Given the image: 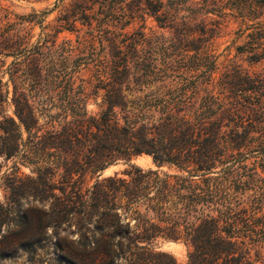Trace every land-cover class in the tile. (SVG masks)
<instances>
[{
    "label": "trees",
    "instance_id": "obj_1",
    "mask_svg": "<svg viewBox=\"0 0 264 264\" xmlns=\"http://www.w3.org/2000/svg\"><path fill=\"white\" fill-rule=\"evenodd\" d=\"M88 1L98 8L79 4L58 26L79 19L86 25L63 50L74 70L46 90L40 56L59 49L55 35L30 42L36 13L11 18L0 7L7 23L1 35L14 57L10 99L8 87L6 95L0 88V155L35 173L26 196L36 200L22 211L4 202L0 218L18 214L20 244L46 264H264V71L218 67L212 28L199 16L224 15L223 1L172 8L147 0L159 26L170 29L151 36L123 33L119 25L133 12L111 8L114 0ZM157 44L161 67L147 55L158 53ZM247 49L251 62L263 55ZM82 66L93 71V94L103 90L96 113L87 108L85 83L75 84ZM21 73L30 88L21 85ZM27 90L48 101L61 96L44 125ZM142 153L156 168L132 163ZM119 162L129 166L127 177H99ZM88 174L95 179L84 187ZM160 240L181 243L183 260Z\"/></svg>",
    "mask_w": 264,
    "mask_h": 264
},
{
    "label": "rangeland",
    "instance_id": "obj_2",
    "mask_svg": "<svg viewBox=\"0 0 264 264\" xmlns=\"http://www.w3.org/2000/svg\"><path fill=\"white\" fill-rule=\"evenodd\" d=\"M110 2L111 0H107ZM152 1V0H149ZM147 0H114L111 8L116 10L133 12V17L123 25L120 29L123 33H132L135 31H142L147 36L155 35H168L170 29L159 26V22L155 19V15L148 8ZM167 7L182 8L188 5H197L199 0H162ZM224 15L217 16L215 14H207L205 16H199V19H205L209 27L212 29L211 42L213 52L217 55V64L219 68H222L225 64L231 63L240 67L245 71L263 72L264 71V36L261 37L259 31L264 28V5L256 2L255 0H222ZM244 2V3H243ZM88 4L93 6V9L98 8L97 4L92 5V1L88 0H0V7L3 9V13L7 11L10 13L11 18L13 15H26L29 13H36L35 23H32V30L30 42H35L40 36L41 38L45 33L50 32L56 37V42L59 49L52 52H44L40 56L42 66V84L41 88H48L49 83L52 81H63L67 74L74 70V64L71 62L65 63L63 57L66 56L67 51L63 50L69 47L66 39L75 40L77 34L83 35L87 30L86 25H82L80 19L73 23L74 26L58 27L59 24L65 22V19L73 18L72 14L77 10V5ZM241 8V9H239ZM47 11L43 14L41 12ZM79 15H76V17ZM40 20V21H38ZM213 23V24H211ZM6 20L0 21V88L3 94L6 93L8 87L9 94L8 99L11 97L12 84L8 81L9 67L14 57L7 55V43L3 40L2 31L6 27ZM54 27H58V31H54ZM103 41V45H105ZM255 46L254 50L263 52L262 57L251 62L249 60L248 45ZM96 45L100 49V43L96 41ZM239 46H245V49H237ZM156 52L147 53L152 59L153 65L160 66V60L163 58L160 52V44L155 45ZM241 50V51H239ZM20 75V83L24 88H30L31 82L25 79L23 73ZM75 84L78 85L82 82L85 83L88 92L90 93L87 108L89 111L96 113L100 109L101 97L103 90H99L96 95L93 94L94 89V76L93 71L82 66L76 73ZM29 96L33 99L40 115L38 119V125H44L47 121L45 116L46 110L51 108V102L59 104L61 102L60 94L48 101L42 95L41 92L27 90ZM6 95V94H5ZM9 101V100H8ZM10 106V105H9ZM8 113L11 108L6 107ZM44 114V115H43ZM17 157L7 158L4 155H0V205L4 202L13 200L14 210L19 208L21 211L28 207H36V200L31 196H26V192L29 190L30 181L29 178L35 176V173L31 172L30 167L22 164H17ZM132 163L135 165L147 169L156 168V165L152 161V158L146 154L135 155L132 158ZM17 167V168H16ZM129 169L125 163L119 162L108 166L106 169L100 171V178L118 174L119 176L127 177L124 173ZM161 169L167 170L166 166H162ZM172 171V170H170ZM246 175H251L252 170H244ZM57 178V177H56ZM95 178H91L89 174L83 179L84 187L90 186L94 182ZM58 180V179H57ZM255 186L259 183L254 182ZM58 192V190H56ZM13 207V208H14ZM15 213L9 214L6 219L0 218V264H46L44 259L40 262L38 257H31L29 252L20 244V234L23 232L24 224L21 222V218L17 214L15 219L13 218ZM3 217V216H2ZM14 220V221H13ZM18 224L17 226L14 222ZM52 229L48 227L47 233L50 234ZM55 239V236H52ZM162 249L172 252L179 261L184 258V248L181 243L160 240ZM52 249V248H51Z\"/></svg>",
    "mask_w": 264,
    "mask_h": 264
}]
</instances>
